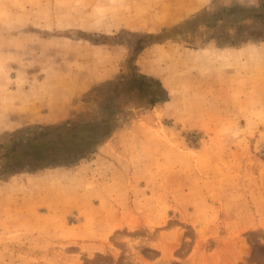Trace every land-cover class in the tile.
Here are the masks:
<instances>
[{
	"label": "rangeland",
	"instance_id": "374dc122",
	"mask_svg": "<svg viewBox=\"0 0 264 264\" xmlns=\"http://www.w3.org/2000/svg\"><path fill=\"white\" fill-rule=\"evenodd\" d=\"M261 1L0 0V168L26 128L115 125L0 179V264H264V40L252 20L187 26ZM130 70L161 101L116 92Z\"/></svg>",
	"mask_w": 264,
	"mask_h": 264
},
{
	"label": "trees",
	"instance_id": "16d2710c",
	"mask_svg": "<svg viewBox=\"0 0 264 264\" xmlns=\"http://www.w3.org/2000/svg\"><path fill=\"white\" fill-rule=\"evenodd\" d=\"M222 20L234 23L252 20L257 27L248 33L253 40H264V1L257 6L244 7L239 4L222 7L213 11H204L190 20L187 26L216 27ZM243 27L238 25L236 32ZM156 36L145 34L138 36L132 45V53L142 50L143 46L154 43ZM159 40V39H158ZM137 93L148 104L154 105L164 97V89L158 80L130 70V73L118 79L116 92ZM115 129L107 116L99 120L81 124L35 126L10 135L4 157L9 161L0 168V179L21 172H32L58 164L65 165L84 158L95 152ZM1 148V147H0Z\"/></svg>",
	"mask_w": 264,
	"mask_h": 264
}]
</instances>
